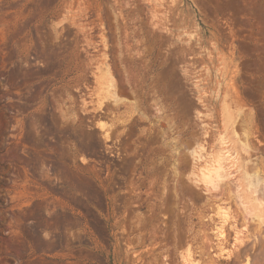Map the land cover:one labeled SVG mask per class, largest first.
<instances>
[{
	"label": "rangeland",
	"instance_id": "rangeland-1",
	"mask_svg": "<svg viewBox=\"0 0 264 264\" xmlns=\"http://www.w3.org/2000/svg\"><path fill=\"white\" fill-rule=\"evenodd\" d=\"M243 170L264 0H0V264H264Z\"/></svg>",
	"mask_w": 264,
	"mask_h": 264
},
{
	"label": "bare ground",
	"instance_id": "bare-ground-1",
	"mask_svg": "<svg viewBox=\"0 0 264 264\" xmlns=\"http://www.w3.org/2000/svg\"><path fill=\"white\" fill-rule=\"evenodd\" d=\"M241 140V139H240ZM244 147H247V144H244ZM200 149V148H199ZM198 149V150H199ZM245 153V152H244ZM239 162V161H237ZM246 163V162H245ZM211 168V166H210ZM241 168H242V165H241ZM206 170V169H205ZM248 170V169H247ZM207 171V170H206ZM214 171V172H213ZM251 171V170H250ZM254 172V171H253ZM212 173H215L218 177H223L224 176V169H223V166L222 164L220 163L219 161V167L214 169V170H208L207 172H204L203 175L204 177H211L213 174ZM243 174L245 176V179L247 181V184L246 186L251 190V193L252 195H254L257 191V188L258 187H262L264 189V179H262L260 177V174L259 172H254V173H248L246 170H243ZM259 190V188H258ZM259 192V191H258ZM264 194V193H263ZM258 195V194H257ZM263 197V195H262ZM254 202H255V205L256 207L260 208V212L262 213V215L260 216V219L262 220L261 222L264 224V201L262 202L261 200H258V198H253ZM262 200H264L262 198ZM229 213V212H228ZM229 215V214H228ZM224 217V216H223ZM226 218V217H225ZM228 218V217H227ZM230 218V217H229ZM231 220V219H230ZM226 221V220H225ZM229 221V220H228ZM224 222V221H223ZM227 223V222H226ZM223 235V234H222ZM243 241V240H242ZM241 241V242H242ZM190 251V250H188ZM190 255V254H189ZM191 257V256H190Z\"/></svg>",
	"mask_w": 264,
	"mask_h": 264
}]
</instances>
